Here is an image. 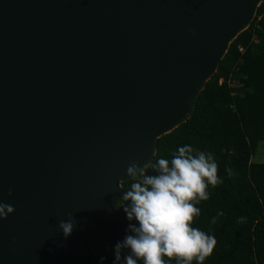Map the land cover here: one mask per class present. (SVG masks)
I'll return each instance as SVG.
<instances>
[{
    "label": "water",
    "instance_id": "obj_1",
    "mask_svg": "<svg viewBox=\"0 0 264 264\" xmlns=\"http://www.w3.org/2000/svg\"><path fill=\"white\" fill-rule=\"evenodd\" d=\"M261 2L0 0V264H113L128 164L190 116Z\"/></svg>",
    "mask_w": 264,
    "mask_h": 264
},
{
    "label": "trees",
    "instance_id": "obj_2",
    "mask_svg": "<svg viewBox=\"0 0 264 264\" xmlns=\"http://www.w3.org/2000/svg\"><path fill=\"white\" fill-rule=\"evenodd\" d=\"M263 143L264 0L248 28L230 43L190 116L156 140L151 161L170 159L184 145L215 157L223 183L209 187L210 198L197 205L201 214L192 225L217 240L203 264H264V162L251 161ZM148 174L154 171L148 169ZM131 183L122 182V192ZM240 217L244 223L237 222ZM169 262L176 264L175 258Z\"/></svg>",
    "mask_w": 264,
    "mask_h": 264
},
{
    "label": "clouds",
    "instance_id": "obj_3",
    "mask_svg": "<svg viewBox=\"0 0 264 264\" xmlns=\"http://www.w3.org/2000/svg\"><path fill=\"white\" fill-rule=\"evenodd\" d=\"M148 169L154 174H148ZM226 171L229 177L234 175L231 168ZM126 174L133 183L130 190L123 192V203L119 204L129 224L124 239L114 246L113 264H169L173 258L176 264H203L217 240L192 225L201 214L197 205L210 198L209 187L223 183L215 157L184 145L170 159L158 158L142 166L131 161ZM8 195H12L11 188ZM14 211L13 205L0 201V221ZM68 217L57 225L65 238L71 235L75 224L72 213ZM211 222L215 224L216 217ZM237 222L244 223L245 217ZM125 249L128 251L123 252Z\"/></svg>",
    "mask_w": 264,
    "mask_h": 264
},
{
    "label": "rangeland",
    "instance_id": "obj_4",
    "mask_svg": "<svg viewBox=\"0 0 264 264\" xmlns=\"http://www.w3.org/2000/svg\"><path fill=\"white\" fill-rule=\"evenodd\" d=\"M254 163H263L264 162V143L260 144L257 148L256 154L251 159Z\"/></svg>",
    "mask_w": 264,
    "mask_h": 264
},
{
    "label": "bare ground",
    "instance_id": "obj_5",
    "mask_svg": "<svg viewBox=\"0 0 264 264\" xmlns=\"http://www.w3.org/2000/svg\"><path fill=\"white\" fill-rule=\"evenodd\" d=\"M190 104H191V97L188 96V97L183 101V103H182L181 106H182V107H183V106H187V107H189ZM90 231H91V230L87 231V232L84 234V236L80 239V241H79V245H78V249H80L81 246L83 245V243L87 240Z\"/></svg>",
    "mask_w": 264,
    "mask_h": 264
}]
</instances>
